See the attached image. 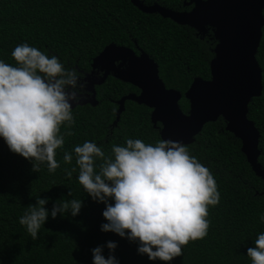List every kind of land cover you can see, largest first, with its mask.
Here are the masks:
<instances>
[{"label":"trees","instance_id":"16d2710c","mask_svg":"<svg viewBox=\"0 0 264 264\" xmlns=\"http://www.w3.org/2000/svg\"><path fill=\"white\" fill-rule=\"evenodd\" d=\"M188 1L0 0V60L15 64L11 51L27 43L57 56L65 68H75L84 79V74L97 75L98 55L105 47L138 48L156 65L164 86L180 93V110L187 113L183 94L192 80L210 79L209 63L217 44L213 29L200 33L158 14L142 13L133 2L189 12ZM255 60L262 90L248 103L246 118L257 130V164L264 169V26ZM130 90L129 84L110 75L94 86V106L83 105L81 100L73 106V134L65 136L62 148L56 150L59 167L51 173L44 164L33 171L28 160L10 152L0 139V264H92L91 249L102 246L107 258L109 252L103 246L108 241L116 244L111 254L118 264H250L246 249L264 231V223L258 220L264 212V182L252 172L239 140L225 130L221 117L206 123L193 142L185 145L190 155L209 168L219 192V202L208 208L204 238L190 240L182 246L181 256L162 262L138 254L135 242L100 231L106 222L101 216L104 204L89 198L76 180L77 173L65 176V170L75 165V157L65 164L62 156L85 140L101 146L106 155L111 145L123 146L127 138L153 144L161 140L145 106L126 101L117 116L116 101ZM64 131L61 125L60 132ZM38 196L48 198L47 209L54 201L67 199H80L82 206L74 217L65 213L47 218L33 240L18 218Z\"/></svg>","mask_w":264,"mask_h":264},{"label":"clouds","instance_id":"9594fccd","mask_svg":"<svg viewBox=\"0 0 264 264\" xmlns=\"http://www.w3.org/2000/svg\"><path fill=\"white\" fill-rule=\"evenodd\" d=\"M15 64L0 60V139L8 150L28 160L32 170L44 164L49 173L59 167L56 150L72 135V108L86 95L87 81L75 68H65L57 56L27 43L10 53ZM102 74L97 71V76ZM61 125L65 131L60 132ZM75 165L65 176L76 180L89 198L103 203L100 231L113 232L137 244L138 254L149 261L169 262L182 255V246L207 235L208 208L219 202L216 181L209 168L179 141L145 143L127 138L105 154L101 146L85 140L63 152L62 160ZM71 193L68 192V196ZM35 198L18 218L31 239L47 218L68 213L76 216L80 199ZM258 220L264 223V212ZM246 249L250 264H264V231ZM91 249L92 264H118L111 254L114 241Z\"/></svg>","mask_w":264,"mask_h":264},{"label":"water","instance_id":"95a60500","mask_svg":"<svg viewBox=\"0 0 264 264\" xmlns=\"http://www.w3.org/2000/svg\"><path fill=\"white\" fill-rule=\"evenodd\" d=\"M133 4L142 13L158 14L161 18L200 33L212 28L217 44L214 58L209 63L210 79L192 80L183 94L188 102V112L184 114L178 106L179 92L165 89L160 84L154 93H147L146 72H152L150 80L158 79L156 66L145 54L134 58L130 50L111 45L98 55L100 64L106 66L104 76L86 75L85 79L90 81L82 104L94 106V86L101 85L110 71L117 72L115 61L121 60L123 63L128 58L137 66V70L125 75L122 82L137 87L140 93L121 97L117 101V116L126 101L144 105L152 109V125L157 121L162 124L160 139L179 141L183 145L191 144L206 123L215 122L221 117L225 122V130L239 140L240 151L252 172L264 182V169L257 164L258 133L246 118L248 103L258 97L262 90L261 70L255 60V53L264 26V0H189L185 3L186 6H192L189 12H174L158 5L146 6L139 2ZM121 53L127 56H120ZM137 75L143 76L144 80L136 82Z\"/></svg>","mask_w":264,"mask_h":264},{"label":"flooded vegetation","instance_id":"af4514ba","mask_svg":"<svg viewBox=\"0 0 264 264\" xmlns=\"http://www.w3.org/2000/svg\"><path fill=\"white\" fill-rule=\"evenodd\" d=\"M192 9V6H191V8H190V10ZM118 47H122V46H118ZM123 48H125V47H123ZM125 49H128V50H130L131 52H132V54H133V56H134V58H139L140 57V55L143 53V54H145L143 51H141L140 49H138V48H134V49H129V48H125ZM146 55V54H145ZM120 56H127L125 53H121L120 54ZM147 56V58H148V60L150 61V62H152V60L148 57V55H146ZM153 63V62H152ZM154 64V63H153ZM155 65V64H154ZM156 66V65H155ZM114 67L115 68H117L118 67V70H117V72L116 73H113L112 71H110L109 72V74L105 77V80H106V78L108 77V76H110V75H116L117 77H118V79L122 82V78L125 76V75H127V74H129L131 71H133V72H135L137 69H136V65L135 64H132L130 61H129V59L127 58L126 60H125V62H123L122 63V61L121 60H117V61H115L114 62ZM105 68H106V66H105V64H101V68H100V70L99 71H101L102 72V74L100 75V76H97V75H94V74H92V75H94V76H96V77H103L104 76V72H105ZM156 71H157V67H156ZM147 73V75H146V80H147V93L149 94V93H154L158 88H159V86H160V84L163 86V87H165L164 86V84H163V82L159 79V77H158V72H157V79L158 80H150V77H151V75H152V72L151 71H147L146 72ZM137 74V73H136ZM86 75H88V74H84V79L86 78ZM89 75H91V74H89ZM104 80V81H105ZM144 80V77L143 76H140V75H137L136 77H135V81L136 82H138V83H140L141 81H143ZM90 81V79L88 80L87 79V84H88V82ZM104 83V82H103ZM102 83V84H103ZM126 84H128V83H126ZM130 85V84H129ZM87 86V85H86ZM130 87H131V90L127 93V94H125V96L126 95H128V94H134V95H138L139 93H140V90L137 88V87H135V86H133V85H130ZM165 89H167L166 87H165ZM180 94V93H179ZM123 97V96H122ZM86 98V95H84L83 96V98L81 99V101H83L84 99ZM121 98V97H120ZM119 98V99H120ZM118 99V100H119ZM180 99H181V95H180ZM117 100V101H118ZM117 101H116V103H117ZM179 102H180V100H179ZM179 102H178V106H179ZM156 104H159V102L158 101H156ZM118 106V105H117ZM142 106H144V105H142ZM146 107V106H145ZM146 108H148V107H146ZM180 108V107H179ZM149 110H150V114H149V118H150V115H151V112H152V109H150V108H148ZM184 114H187V113H184ZM153 127L154 128H157L158 129V132L160 133V129L162 128V124L159 122V121H157L154 125H153Z\"/></svg>","mask_w":264,"mask_h":264}]
</instances>
